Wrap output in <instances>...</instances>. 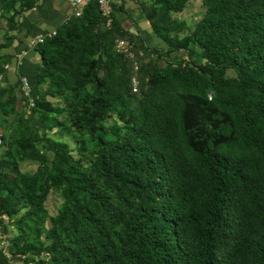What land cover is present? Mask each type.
Here are the masks:
<instances>
[{
  "label": "trees",
  "instance_id": "trees-1",
  "mask_svg": "<svg viewBox=\"0 0 264 264\" xmlns=\"http://www.w3.org/2000/svg\"><path fill=\"white\" fill-rule=\"evenodd\" d=\"M190 1L152 0L161 16L144 9L165 48L121 32L114 15L105 27L94 3L32 47L41 66L35 83L28 81L29 97L21 91L9 109L0 98V116L19 113L22 102L31 118L63 116L55 126L73 146L35 131L26 146L38 143L44 153L33 155L36 172L22 174L5 151L10 137L0 121V230L3 216L36 222L47 195L64 186L44 239L39 230L37 246L24 234L12 238L11 258L0 250V264L42 251L50 264H264V0H210L192 34L173 37L165 14ZM116 39L133 53L177 60L156 67L146 88L139 78L134 92L129 68L139 56L117 52ZM44 79L51 81L42 90ZM64 86L75 94L67 97ZM113 117L124 133L107 125ZM88 143L92 158L84 165Z\"/></svg>",
  "mask_w": 264,
  "mask_h": 264
},
{
  "label": "rangeland",
  "instance_id": "rangeland-1",
  "mask_svg": "<svg viewBox=\"0 0 264 264\" xmlns=\"http://www.w3.org/2000/svg\"><path fill=\"white\" fill-rule=\"evenodd\" d=\"M24 2L25 0H15L13 4L11 0H0V98L3 102L8 101L7 109H9L13 103L15 104L21 97L22 78L16 73V68L19 61L22 60L23 54L28 52L24 55V59H40L39 55L32 51L33 49L28 45V37H32L38 34V32H30V35H26V32L23 31L25 22L27 21L26 19H28V10L25 9ZM154 7L157 15L161 16L164 14L160 6L155 5L154 3H151V5L148 6L149 9ZM209 7L210 0H194L190 1L187 7L180 13L165 14L169 19L171 34H173L172 36L179 38L190 36L196 24L202 19ZM145 32L146 38L148 39V43H146L147 47H167L166 42L162 38L156 36L154 32H152V29ZM190 47L194 53L193 58L198 62L202 61L199 48L196 45H191ZM136 52L139 56L137 59L138 69H135L134 66L129 68L131 85H133V80L138 84V79L143 78V84H145L143 86L144 88H146L148 84L147 81L154 73L156 67L164 66L170 62L174 63L177 60L176 56L166 57L164 53V57L160 58L155 54L141 49H137ZM180 53L179 56H182L183 58L188 57V54L185 52ZM11 74L12 79L8 78V75ZM50 81V79H44L43 83L40 85L41 89L44 90L45 86L50 84ZM137 89L139 88L137 87ZM63 91L67 97H71L75 94V91L68 86H64ZM46 99L54 105L61 103V100L58 97L48 96ZM11 100L12 103H9ZM121 102H123L125 106L129 105L128 97L123 95V100ZM118 106H120V104H118ZM19 110V113L13 112L10 113V115H1L0 121L3 124L2 130L10 137V143L5 151L9 152L12 161L17 163L20 173L36 172L38 169V163L37 160L33 158V155L44 153V150L38 143H32L34 146L31 147L26 146L28 143H31L35 131H37L38 134H45L52 141L65 143L69 145V147L73 146V142L70 141L71 139L66 137L65 133L55 126L57 120L61 121L63 116L57 119H54L53 116H49L46 121H44L39 115L31 118L29 116L30 111L26 107L25 102L19 104ZM37 124L38 126H36ZM111 124H116L121 133L126 131V128L115 117L108 120L107 125ZM14 129H17L15 134L13 133ZM109 137H111V135H109ZM24 147L25 152H23ZM87 147L88 150L85 154L87 158L83 162L84 165H87V160H91L92 158V144L88 143ZM1 155L2 149H0V156ZM49 155L52 157L53 154ZM73 155L75 156L76 152H74ZM68 166L76 167L70 161L68 162ZM63 187V185L59 186L57 190H52V192L47 195L48 197L43 206L44 211L42 210L40 213V218L34 223L28 222V226L19 223L21 217L20 214L11 219L3 216L5 230H0V250H3L9 258H11V254L8 250V243L12 238L24 234L26 237L25 242L27 241L37 246L34 237L36 235L35 230H39L41 240L44 239V232L50 227V225H52L51 219L58 216L59 210L64 203L62 196ZM15 249L16 247H12L11 251L15 252ZM51 261V257L44 255L43 251L39 255L37 253H28L21 259H11V262L15 264H50Z\"/></svg>",
  "mask_w": 264,
  "mask_h": 264
},
{
  "label": "crops",
  "instance_id": "crops-1",
  "mask_svg": "<svg viewBox=\"0 0 264 264\" xmlns=\"http://www.w3.org/2000/svg\"><path fill=\"white\" fill-rule=\"evenodd\" d=\"M151 3L152 0H126L121 2L114 13L116 28L133 37L143 36L145 44L148 43L145 31H149L151 28L143 12ZM27 16L28 19H26L27 21L23 28L26 35H30V32L48 33L55 31L58 26L75 17L74 8L67 0H48L43 4L38 2L36 7L28 11ZM26 54L24 53L22 60L19 61L16 73L19 77L26 78L30 83L34 84L41 66L39 63L40 59H24ZM8 78L12 79V74L8 75Z\"/></svg>",
  "mask_w": 264,
  "mask_h": 264
},
{
  "label": "built area",
  "instance_id": "built-area-1",
  "mask_svg": "<svg viewBox=\"0 0 264 264\" xmlns=\"http://www.w3.org/2000/svg\"><path fill=\"white\" fill-rule=\"evenodd\" d=\"M126 0H67V2L74 8V16L79 17L82 14V9L88 4H96L102 19L104 20L105 27L110 28L113 23V15L118 5ZM56 34V32L50 31L48 33H38L33 37L29 38L28 45L32 48L37 44L43 43L46 38H51ZM114 48L119 53L127 54L131 59H134V53L132 52L131 44L124 39H116ZM142 55V54H141ZM134 68L138 69V63L134 62ZM133 91H137V83L133 80ZM22 91L24 97H29L30 86L26 78H22ZM32 99L29 98V105L33 106Z\"/></svg>",
  "mask_w": 264,
  "mask_h": 264
}]
</instances>
